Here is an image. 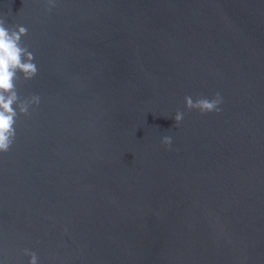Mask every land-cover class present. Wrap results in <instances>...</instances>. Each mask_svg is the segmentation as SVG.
<instances>
[{"label": "water", "instance_id": "1", "mask_svg": "<svg viewBox=\"0 0 264 264\" xmlns=\"http://www.w3.org/2000/svg\"><path fill=\"white\" fill-rule=\"evenodd\" d=\"M54 2L0 0L40 97L0 154V264H264V0Z\"/></svg>", "mask_w": 264, "mask_h": 264}, {"label": "clouds", "instance_id": "2", "mask_svg": "<svg viewBox=\"0 0 264 264\" xmlns=\"http://www.w3.org/2000/svg\"><path fill=\"white\" fill-rule=\"evenodd\" d=\"M55 7L54 0H46V11ZM28 30L22 25L6 24V19L0 16V154L7 153L15 143L17 121L21 116L31 115L30 109L40 104V97L36 94L22 96L18 85L36 77L38 68L34 62V54L24 43L23 37ZM223 103L219 92L212 99L198 97L195 100L185 97V107L198 110L201 114L220 112ZM184 113L177 111L174 120L178 125L184 118ZM170 146L172 139L164 136L161 141ZM24 255L30 259L28 264H38V256L34 251L24 249Z\"/></svg>", "mask_w": 264, "mask_h": 264}]
</instances>
